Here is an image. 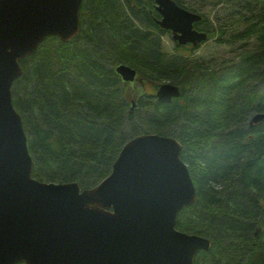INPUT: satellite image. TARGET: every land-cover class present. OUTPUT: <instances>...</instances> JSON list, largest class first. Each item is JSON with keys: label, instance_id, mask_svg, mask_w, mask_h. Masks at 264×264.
Wrapping results in <instances>:
<instances>
[{"label": "trees", "instance_id": "1", "mask_svg": "<svg viewBox=\"0 0 264 264\" xmlns=\"http://www.w3.org/2000/svg\"><path fill=\"white\" fill-rule=\"evenodd\" d=\"M255 6L242 0L250 14L240 13L245 28L219 38L254 44L211 64L164 51L155 0H83L77 37L47 38L20 62L23 73L12 87L32 176L92 189L135 137H173L197 193L176 229L212 244L194 264H264V120L251 124L264 114V10ZM119 64L136 69L139 83L123 82ZM163 83L178 86L181 97L159 104Z\"/></svg>", "mask_w": 264, "mask_h": 264}, {"label": "water", "instance_id": "2", "mask_svg": "<svg viewBox=\"0 0 264 264\" xmlns=\"http://www.w3.org/2000/svg\"><path fill=\"white\" fill-rule=\"evenodd\" d=\"M83 0H0V264H194L211 241L176 229L178 215L197 201L182 146L173 137L143 134L129 141L98 186L45 183L32 176L33 160L12 87L20 62L49 37L63 42L80 32ZM157 24L179 46L197 49L208 33L203 17L175 0H155ZM123 82L139 83L119 64ZM181 89L161 84L155 97L171 104ZM136 103L133 102L132 109ZM264 120L257 114L251 124Z\"/></svg>", "mask_w": 264, "mask_h": 264}, {"label": "rangeland", "instance_id": "3", "mask_svg": "<svg viewBox=\"0 0 264 264\" xmlns=\"http://www.w3.org/2000/svg\"><path fill=\"white\" fill-rule=\"evenodd\" d=\"M250 1L253 6L256 5L255 7L258 8V11L264 10V0ZM180 2L189 10H196L198 14L205 17V24L199 25L198 30L206 32V28H211L215 32L210 35L208 34V42L195 49L191 45L179 46L173 40L172 32L166 31L162 34L163 49L165 52L182 54L196 59L202 58L210 61L212 64L223 59L234 58L243 48L250 47L254 44V39L236 45L227 42L220 43L219 40L222 31L225 36L230 37L245 28L246 19L245 21L241 20L240 15L250 14L246 9L242 8V0H180ZM146 90L148 92L155 91L154 86L150 84L147 85Z\"/></svg>", "mask_w": 264, "mask_h": 264}]
</instances>
